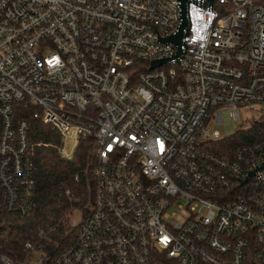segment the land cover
Returning <instances> with one entry per match:
<instances>
[{
    "label": "built area",
    "instance_id": "2783aa9c",
    "mask_svg": "<svg viewBox=\"0 0 264 264\" xmlns=\"http://www.w3.org/2000/svg\"><path fill=\"white\" fill-rule=\"evenodd\" d=\"M251 105L264 0H0V229L35 209L20 108L89 146L61 240L1 264H264V143L212 149Z\"/></svg>",
    "mask_w": 264,
    "mask_h": 264
},
{
    "label": "trees",
    "instance_id": "16d2710c",
    "mask_svg": "<svg viewBox=\"0 0 264 264\" xmlns=\"http://www.w3.org/2000/svg\"><path fill=\"white\" fill-rule=\"evenodd\" d=\"M21 117L29 120V139L32 144L35 180V209L28 218L10 217L9 223L0 229V256L14 261L23 259V246L27 242L43 243L44 239L60 241L65 231L63 223L67 213L78 204L74 197L84 199V178L75 180L86 166L89 146L81 141L72 159L59 155V136L51 126L39 119L29 118L30 111L19 109ZM264 143V115L254 119L247 127L212 142L213 151L230 154L237 147L252 143ZM43 237L40 238L39 234ZM49 248V247H48ZM1 264V262H0Z\"/></svg>",
    "mask_w": 264,
    "mask_h": 264
},
{
    "label": "rangeland",
    "instance_id": "374dc122",
    "mask_svg": "<svg viewBox=\"0 0 264 264\" xmlns=\"http://www.w3.org/2000/svg\"><path fill=\"white\" fill-rule=\"evenodd\" d=\"M250 108L251 110H242V119L238 121H233L227 116L226 113L224 114L223 124L219 128L223 136H229L236 130L247 127L254 119L259 118L264 112V107L260 108V106L251 105ZM74 214L75 211L72 213V215Z\"/></svg>",
    "mask_w": 264,
    "mask_h": 264
},
{
    "label": "water",
    "instance_id": "95a60500",
    "mask_svg": "<svg viewBox=\"0 0 264 264\" xmlns=\"http://www.w3.org/2000/svg\"><path fill=\"white\" fill-rule=\"evenodd\" d=\"M182 1L184 2L185 0H182ZM209 2H210L211 4H213L214 0H209ZM180 36H181V32L177 33V34L174 35V36H171V37L167 38V40L179 44V43H180ZM163 61H164V60H161V61H155V62H153V64H154V63H158V64H160V63H162ZM258 168H260V167H257L256 169H258ZM252 173H254V171L251 172V174H252Z\"/></svg>",
    "mask_w": 264,
    "mask_h": 264
}]
</instances>
